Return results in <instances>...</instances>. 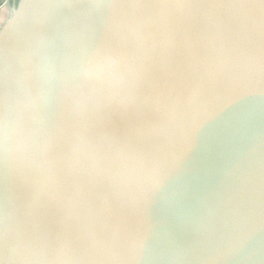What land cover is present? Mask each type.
<instances>
[{
  "label": "water",
  "instance_id": "water-1",
  "mask_svg": "<svg viewBox=\"0 0 264 264\" xmlns=\"http://www.w3.org/2000/svg\"><path fill=\"white\" fill-rule=\"evenodd\" d=\"M0 264H264V0H19Z\"/></svg>",
  "mask_w": 264,
  "mask_h": 264
},
{
  "label": "crops",
  "instance_id": "crops-1",
  "mask_svg": "<svg viewBox=\"0 0 264 264\" xmlns=\"http://www.w3.org/2000/svg\"><path fill=\"white\" fill-rule=\"evenodd\" d=\"M16 6V0H6L0 3V29L8 19L12 9Z\"/></svg>",
  "mask_w": 264,
  "mask_h": 264
},
{
  "label": "rangeland",
  "instance_id": "rangeland-1",
  "mask_svg": "<svg viewBox=\"0 0 264 264\" xmlns=\"http://www.w3.org/2000/svg\"><path fill=\"white\" fill-rule=\"evenodd\" d=\"M18 3V1L16 0V4Z\"/></svg>",
  "mask_w": 264,
  "mask_h": 264
},
{
  "label": "trees",
  "instance_id": "trees-1",
  "mask_svg": "<svg viewBox=\"0 0 264 264\" xmlns=\"http://www.w3.org/2000/svg\"><path fill=\"white\" fill-rule=\"evenodd\" d=\"M17 1H19V0H17Z\"/></svg>",
  "mask_w": 264,
  "mask_h": 264
}]
</instances>
